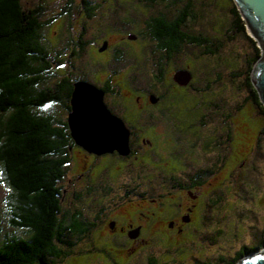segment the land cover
<instances>
[{
    "label": "flooded vegetation",
    "instance_id": "flooded-vegetation-1",
    "mask_svg": "<svg viewBox=\"0 0 264 264\" xmlns=\"http://www.w3.org/2000/svg\"><path fill=\"white\" fill-rule=\"evenodd\" d=\"M60 1L73 3L78 17L76 31H72L71 36L65 33L58 37L63 55L69 57L77 50L81 60L80 73L68 76L99 89L107 110L122 120L128 132L126 154L117 150L95 154L76 143L73 145L71 151L75 160L70 162L65 174L67 187L71 189L70 198L88 195L93 197L90 201L95 199V204L100 205L121 193L145 201L146 206L139 210V217L130 216L122 223L109 213L110 208L95 210L89 215L91 219L85 215L83 220L95 223L94 226L102 219L107 228L106 237L119 244L153 243L161 235L171 240L180 239L187 230L195 231L193 221L198 212L206 209L208 199L198 190L199 172L202 175V171L193 170V163L198 157L214 152L221 159V146L214 144L220 138L222 144L225 142L217 132L228 129V123L225 126L223 121L212 128L216 134L210 133L212 126L204 117L209 107H203L210 102L198 101L195 104L202 106L199 126L182 135L179 114L174 117L170 109L178 111L180 88L193 95L202 93L191 80L187 84L181 83L190 71L176 67L175 61L184 48L201 52L212 48L214 5L218 0ZM182 34L191 38L184 39ZM201 35L211 41L194 44L193 38ZM151 65L155 72L152 82L143 84L135 74H145V70H151ZM187 102L190 101L184 97V104ZM196 105L193 108H197ZM169 130L174 131L180 168L170 166L156 171L148 164L158 158L154 139ZM191 133L192 141L183 142L184 136ZM228 137L225 136V140ZM64 189L67 196L69 190ZM136 247L128 251L124 264L182 262V259L168 258L164 253L153 251L142 255L141 251L147 246ZM230 261L225 263L230 264ZM97 262L93 258L88 264Z\"/></svg>",
    "mask_w": 264,
    "mask_h": 264
},
{
    "label": "trees",
    "instance_id": "trees-1",
    "mask_svg": "<svg viewBox=\"0 0 264 264\" xmlns=\"http://www.w3.org/2000/svg\"><path fill=\"white\" fill-rule=\"evenodd\" d=\"M51 1L57 0H0V173L9 190L7 221L13 227L12 231H4L7 226L0 213V264H55L69 255L75 241L88 237L96 227L95 223L83 220L87 214L80 206L88 204V195L73 198L76 202L64 207L66 194L61 182L74 160L71 148L75 144L67 118L77 82L68 76L77 74L68 64L73 58L77 60L79 53L75 50L65 57L58 37L65 32L71 36L78 26H72V30L64 25L71 19L72 24L77 17L73 3L58 0L53 8ZM223 2L218 0L214 5L212 41L201 35L192 42L199 45L211 41L212 48L203 53L213 55L224 41L238 34L247 38L254 53L247 60L245 85L264 120V105L250 79L260 48L247 34L233 0H225L229 4L227 15L215 11ZM60 19L58 30L53 25ZM47 27L57 29L53 36L57 43H49V38L46 43L43 41L42 32ZM261 133L264 135L263 127ZM261 246L264 236L256 246L241 247L230 264ZM195 264L206 263L197 260Z\"/></svg>",
    "mask_w": 264,
    "mask_h": 264
},
{
    "label": "rangeland",
    "instance_id": "rangeland-1",
    "mask_svg": "<svg viewBox=\"0 0 264 264\" xmlns=\"http://www.w3.org/2000/svg\"><path fill=\"white\" fill-rule=\"evenodd\" d=\"M28 1L33 2V0ZM57 3L58 0L54 3L51 1L49 5L53 4L54 8ZM228 6L229 4L224 0L217 5L215 11L220 13L222 11L224 15H227ZM74 18L75 21L72 24H70L72 19L69 21L70 25L66 21L63 24L69 28L78 26V19ZM53 26L60 30L61 19L56 20ZM57 29L55 27L43 29V41L46 43L45 40L49 38V43H56L57 40L53 36ZM247 34L250 35L248 29ZM224 42V45L213 55L203 54L201 50L193 51L184 48L175 61L176 67L187 68L190 71L192 75L190 80L198 90L202 91L198 96L195 93L189 94L185 88L179 89L181 97L177 101L178 111L170 109V114L174 117L179 114V123L183 129L181 134L190 133L191 129H197L199 126L197 123L202 116L199 114L202 106L195 104L198 101L210 102L208 106L203 104V107H209L204 117L212 126L209 128L210 133H213L212 128L217 127L218 124L221 125L223 121L225 126L228 123V129L217 132L225 142L222 144L220 138L214 144V146L216 144L221 146L219 147L221 159L214 152L213 155L198 157L193 163L195 166L193 170L197 173L202 171V175L199 172L198 190L206 194L208 199L206 209L198 212L193 221L192 226L196 230L193 232L187 230L188 233L180 239L171 240L161 235L153 243L140 241L138 244L120 243L122 244L120 245L106 237L107 228L101 219L98 225L91 229L88 237L75 241L69 255L56 261L55 264H88L93 258L101 264H112V261L124 264L128 251L135 246L137 249L147 246L141 251L142 255L153 251L157 254L164 253V256L168 258L182 259V262L178 264H195L196 260H202L206 264H226L225 261H230L241 247L258 245L264 236V135L261 133L264 120L252 104L249 88L245 85V77L248 73L247 60L251 59L254 48L241 34ZM134 53L137 54V52ZM68 66L73 68L74 73L79 74L81 60L73 59ZM150 68V71L145 70V74H135V77L141 79L143 84L151 83L150 80L155 72L153 65ZM184 97L190 101L186 103L187 106L184 104ZM193 105L197 108H193ZM189 108L192 109L187 110ZM192 133L185 135L183 142L192 141ZM173 136L174 131L169 130L154 139L158 158L148 161L152 169L159 171L170 166L180 168L179 158L175 153L177 142ZM225 136H229L227 140ZM74 156L77 160L78 155L75 153ZM61 186L69 190L64 200V207L68 208V203H75L76 200L70 198L71 189L67 187L66 178L61 182ZM8 194L9 190L3 183L0 173V213L7 226L4 229L5 232L13 230L7 221L9 219V209L6 205ZM87 198L85 202L88 204L82 203L85 206L80 207L84 208V213L89 219H91L90 214H94L95 210L102 207L110 208L109 213L117 216L122 223L130 216L139 217V210L146 206L145 201L138 199L135 195L125 196L121 193L100 205L95 204V199L89 200L93 197ZM185 243H187L186 247ZM263 249L264 246H261L255 252ZM220 257L222 259H219Z\"/></svg>",
    "mask_w": 264,
    "mask_h": 264
},
{
    "label": "water",
    "instance_id": "water-1",
    "mask_svg": "<svg viewBox=\"0 0 264 264\" xmlns=\"http://www.w3.org/2000/svg\"><path fill=\"white\" fill-rule=\"evenodd\" d=\"M251 37L260 48L250 79L264 105V0H233ZM187 73L181 82L187 84ZM103 93L94 85L75 82L70 100L68 126L75 143L89 152L103 154L117 150L128 152V132L122 120L113 116L103 103ZM236 264H264V249L244 256Z\"/></svg>",
    "mask_w": 264,
    "mask_h": 264
}]
</instances>
